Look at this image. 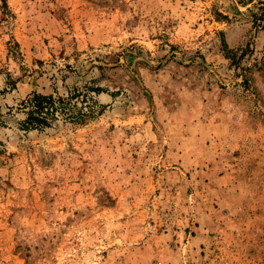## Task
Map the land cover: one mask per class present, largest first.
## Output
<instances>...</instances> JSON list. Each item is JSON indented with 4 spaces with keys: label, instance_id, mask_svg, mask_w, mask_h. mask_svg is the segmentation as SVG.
Segmentation results:
<instances>
[{
    "label": "rangeland",
    "instance_id": "1",
    "mask_svg": "<svg viewBox=\"0 0 264 264\" xmlns=\"http://www.w3.org/2000/svg\"><path fill=\"white\" fill-rule=\"evenodd\" d=\"M262 14L0 0V264H264Z\"/></svg>",
    "mask_w": 264,
    "mask_h": 264
},
{
    "label": "trees",
    "instance_id": "2",
    "mask_svg": "<svg viewBox=\"0 0 264 264\" xmlns=\"http://www.w3.org/2000/svg\"><path fill=\"white\" fill-rule=\"evenodd\" d=\"M3 1L6 2V0ZM259 5L264 9V0H259ZM261 20H264L263 14L261 15ZM28 103L33 109L29 114V117L23 123V126L28 130H38L50 127L51 123H49V117L55 103L53 102V98L41 94H35Z\"/></svg>",
    "mask_w": 264,
    "mask_h": 264
}]
</instances>
